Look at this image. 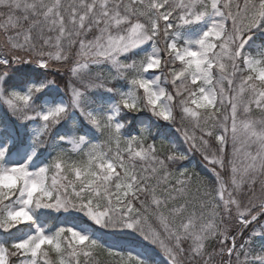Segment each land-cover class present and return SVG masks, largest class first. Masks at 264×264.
I'll return each instance as SVG.
<instances>
[{
	"label": "snow or ice",
	"instance_id": "6c2138e0",
	"mask_svg": "<svg viewBox=\"0 0 264 264\" xmlns=\"http://www.w3.org/2000/svg\"><path fill=\"white\" fill-rule=\"evenodd\" d=\"M0 264H264V0H0Z\"/></svg>",
	"mask_w": 264,
	"mask_h": 264
},
{
	"label": "trees",
	"instance_id": "16d2710c",
	"mask_svg": "<svg viewBox=\"0 0 264 264\" xmlns=\"http://www.w3.org/2000/svg\"><path fill=\"white\" fill-rule=\"evenodd\" d=\"M61 83H63V81H61Z\"/></svg>",
	"mask_w": 264,
	"mask_h": 264
}]
</instances>
